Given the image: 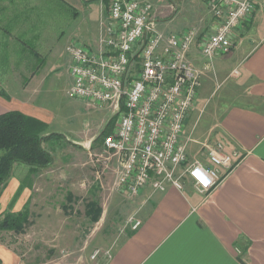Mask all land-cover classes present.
I'll return each mask as SVG.
<instances>
[{"label":"rangeland","instance_id":"1","mask_svg":"<svg viewBox=\"0 0 264 264\" xmlns=\"http://www.w3.org/2000/svg\"><path fill=\"white\" fill-rule=\"evenodd\" d=\"M41 1L40 27L32 31V26H17L18 30L25 31L19 42L14 41L9 46L0 41V76L6 77L4 88L12 100L45 103L50 114L53 113V125L46 132L57 134L44 141V147L58 156L55 163L33 173L26 164L15 165L0 195V219L7 212L26 208L29 219L21 232H0V258L5 264H97L99 257L101 260L108 257L125 236L140 203L135 201L137 197L131 199L116 187L115 158L105 160L100 155L102 138L112 131L118 115L67 95L71 78L66 46L71 40L91 47L97 45L109 17V2L83 0L84 6L75 7L70 0ZM149 1L155 8L166 11L165 15L170 8L164 7L176 0ZM194 1L201 8L197 14L186 18L200 27L201 38L212 33L216 19L209 11L208 0H191V3ZM158 28L166 34L175 32L174 28H161L159 23ZM39 30L40 40L31 38ZM199 41L192 51L196 57L200 55L194 62L202 71L200 81L205 91L200 100L198 94L196 106L187 118L186 130L190 132L195 128L193 137L202 140L200 135L211 124L217 103L223 104L225 97L227 102L243 101L233 95L237 80L227 77L232 65L223 66V74L215 77L213 62L208 65L199 52ZM17 44L21 49L13 50L11 47ZM82 142L90 145L92 153L86 165L71 152L73 147L83 148ZM190 148L191 158L197 155L204 160L197 149L190 151ZM76 160L80 163L74 164ZM22 184L25 186L21 187ZM90 202L99 207L95 211L96 219L88 214ZM96 251L99 254L93 258Z\"/></svg>","mask_w":264,"mask_h":264},{"label":"built area","instance_id":"2","mask_svg":"<svg viewBox=\"0 0 264 264\" xmlns=\"http://www.w3.org/2000/svg\"><path fill=\"white\" fill-rule=\"evenodd\" d=\"M108 2L109 17L97 45L71 40L66 46L71 78L67 95L118 115L112 131L102 138L100 155L115 158L116 187L129 198L148 184L154 191H165L169 183L182 189L185 178L207 194L242 155L237 149L228 151L223 140L200 141L206 161L188 155L198 141L193 130L186 132V121L196 106L202 74L192 49L200 40L199 52L208 65L229 53L234 30L251 16L255 3L208 0L216 21L212 33L200 38L199 26L181 33L161 31L149 0ZM130 222L133 229L141 224L136 218Z\"/></svg>","mask_w":264,"mask_h":264},{"label":"crops","instance_id":"3","mask_svg":"<svg viewBox=\"0 0 264 264\" xmlns=\"http://www.w3.org/2000/svg\"><path fill=\"white\" fill-rule=\"evenodd\" d=\"M254 2V12L234 30L232 50L213 59L215 77L223 74V66L232 65L227 77L237 80L233 95L243 102H227L225 97L223 104L217 103L211 124L200 135L202 140L195 138L198 142L190 145V151L200 153V141L223 140L228 151L241 153V160L207 194L198 192L190 178L184 179L182 189L170 183L163 192L154 191L151 184L143 187L135 200L140 203L135 218L141 224L133 229L129 222L125 236L97 264H264V0ZM69 3L84 6L83 0ZM41 7V0H0V41L9 46L19 42L25 31L17 26H32V31L40 27ZM166 7L170 9L165 15L166 11L155 8L161 28L181 33L197 26L186 18L199 12L197 2L176 0ZM31 38L40 40V30ZM11 48L20 50L21 46ZM191 56L194 61L200 57L194 50ZM5 79L0 76V115L18 109L50 128L53 113L46 104L12 100L4 88ZM202 86L199 100L205 91ZM81 145L71 152L86 165L92 153L86 142ZM53 156L55 163L58 155Z\"/></svg>","mask_w":264,"mask_h":264},{"label":"trees","instance_id":"4","mask_svg":"<svg viewBox=\"0 0 264 264\" xmlns=\"http://www.w3.org/2000/svg\"><path fill=\"white\" fill-rule=\"evenodd\" d=\"M1 93L3 94V91ZM48 128L47 122L18 109L9 110L0 115V195L17 163L28 165L31 173L53 163L54 156L44 147V141L57 133H47ZM23 186L25 185L22 184L21 187ZM92 203H89L91 209L89 206L88 214L90 218L96 219L97 212L95 211L99 207ZM28 217L29 210L27 208L5 213L4 217L0 219V232H21L29 219ZM0 264H5L2 258H0Z\"/></svg>","mask_w":264,"mask_h":264}]
</instances>
